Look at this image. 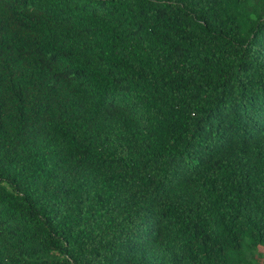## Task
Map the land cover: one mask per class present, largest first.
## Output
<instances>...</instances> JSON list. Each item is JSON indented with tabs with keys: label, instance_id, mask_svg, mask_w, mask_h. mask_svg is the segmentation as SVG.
Masks as SVG:
<instances>
[{
	"label": "trees",
	"instance_id": "1",
	"mask_svg": "<svg viewBox=\"0 0 264 264\" xmlns=\"http://www.w3.org/2000/svg\"><path fill=\"white\" fill-rule=\"evenodd\" d=\"M261 248L264 0H0V264Z\"/></svg>",
	"mask_w": 264,
	"mask_h": 264
},
{
	"label": "rangeland",
	"instance_id": "2",
	"mask_svg": "<svg viewBox=\"0 0 264 264\" xmlns=\"http://www.w3.org/2000/svg\"><path fill=\"white\" fill-rule=\"evenodd\" d=\"M260 250H261V253L264 255V252H263L264 250L262 248ZM254 258L259 264H264V256L260 257L259 253H255ZM235 264H238V263H235Z\"/></svg>",
	"mask_w": 264,
	"mask_h": 264
}]
</instances>
